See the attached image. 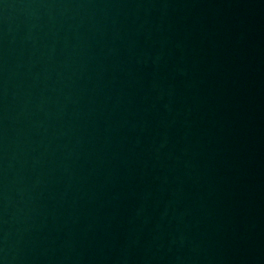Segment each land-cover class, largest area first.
Segmentation results:
<instances>
[{
  "label": "water",
  "instance_id": "water-1",
  "mask_svg": "<svg viewBox=\"0 0 264 264\" xmlns=\"http://www.w3.org/2000/svg\"><path fill=\"white\" fill-rule=\"evenodd\" d=\"M0 264H264V0H0Z\"/></svg>",
  "mask_w": 264,
  "mask_h": 264
}]
</instances>
